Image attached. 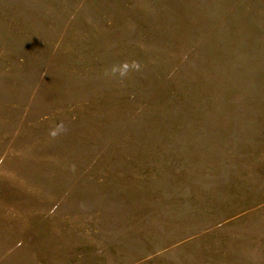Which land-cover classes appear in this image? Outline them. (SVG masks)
Returning a JSON list of instances; mask_svg holds the SVG:
<instances>
[{
	"label": "rangeland",
	"instance_id": "1",
	"mask_svg": "<svg viewBox=\"0 0 264 264\" xmlns=\"http://www.w3.org/2000/svg\"><path fill=\"white\" fill-rule=\"evenodd\" d=\"M0 264H264V0H0Z\"/></svg>",
	"mask_w": 264,
	"mask_h": 264
}]
</instances>
